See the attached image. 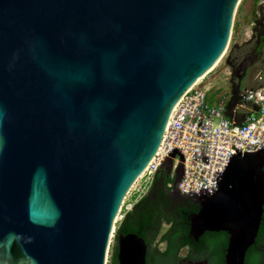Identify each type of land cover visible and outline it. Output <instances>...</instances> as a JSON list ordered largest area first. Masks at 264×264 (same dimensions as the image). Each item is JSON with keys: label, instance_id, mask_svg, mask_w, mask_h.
Wrapping results in <instances>:
<instances>
[{"label": "water", "instance_id": "water-1", "mask_svg": "<svg viewBox=\"0 0 264 264\" xmlns=\"http://www.w3.org/2000/svg\"><path fill=\"white\" fill-rule=\"evenodd\" d=\"M241 1L0 0V264H107L127 196L176 105L226 55ZM175 154L172 188L199 206L190 236L227 233L225 264H246L264 149H232L198 194L178 189L177 149L155 176ZM117 242L119 264H147L138 234Z\"/></svg>", "mask_w": 264, "mask_h": 264}, {"label": "built area", "instance_id": "built-area-1", "mask_svg": "<svg viewBox=\"0 0 264 264\" xmlns=\"http://www.w3.org/2000/svg\"><path fill=\"white\" fill-rule=\"evenodd\" d=\"M203 81L195 84L176 105L162 145L141 176L147 190L159 164L172 150H179L184 160L185 176L178 189L198 194L215 187L212 181L226 166L232 149L242 154L264 149V72L257 76V87L243 88L239 101L230 95L217 96L212 102V92ZM179 159L175 154L170 170L173 178ZM123 208L118 222L125 217L121 215ZM131 209L132 205L128 207Z\"/></svg>", "mask_w": 264, "mask_h": 264}, {"label": "trees", "instance_id": "trees-1", "mask_svg": "<svg viewBox=\"0 0 264 264\" xmlns=\"http://www.w3.org/2000/svg\"><path fill=\"white\" fill-rule=\"evenodd\" d=\"M258 32L252 41L240 46L235 41L226 57V64L231 68L232 78L231 94L235 101H239V94L244 88L247 76L253 67L261 62L264 64V22H257ZM234 36L239 31V23L234 24ZM218 95L212 93L210 97L213 102ZM175 178L167 168H162L149 189L150 193L138 201L132 210L126 213L124 219L117 223L118 235L135 233L142 237L148 247L155 252L153 259L148 264H178L180 251L185 245H190L192 251L202 252L210 260V264H225L226 250L229 236L227 233L207 232L197 242L190 236V216L199 211L195 199L177 193L170 187L175 183ZM154 192H159V199L169 198L174 204V209L170 210V218L160 208L156 214L152 208L155 207ZM179 197L178 203L175 199ZM170 207V206H169ZM172 207V204H171ZM172 222L170 229H164V221ZM167 241L168 246L165 251L157 253L156 241ZM207 251V252H206ZM110 264H119L116 248L114 246ZM246 264H264V225L261 226L256 244L250 248L246 258Z\"/></svg>", "mask_w": 264, "mask_h": 264}, {"label": "rangeland", "instance_id": "rangeland-1", "mask_svg": "<svg viewBox=\"0 0 264 264\" xmlns=\"http://www.w3.org/2000/svg\"><path fill=\"white\" fill-rule=\"evenodd\" d=\"M239 23V31L234 36V31L232 39L230 42L229 49L224 56V58L218 63V65L204 78L203 83L207 90H210L212 93H216L219 98L229 97L231 94V84L230 80L232 78L231 68L227 66L225 60L229 53V50L233 43L236 41L240 46L250 42L255 38V32L259 29L257 27V22H264V0H242L241 4L238 7L235 23ZM264 72V64L259 62L253 69L250 71L249 75L244 84V88H255L258 85L257 76ZM145 178L140 177L139 180L135 183L131 192L125 200V206L123 208L122 216L126 215L129 212L128 207L134 205L144 196L148 190L144 188ZM131 209V210H132ZM121 222V221H119ZM117 225V224H116ZM116 236V232H115ZM115 237H113L107 264H110L111 255L113 253V248L115 246Z\"/></svg>", "mask_w": 264, "mask_h": 264}, {"label": "flooded vegetation", "instance_id": "flooded-vegetation-1", "mask_svg": "<svg viewBox=\"0 0 264 264\" xmlns=\"http://www.w3.org/2000/svg\"><path fill=\"white\" fill-rule=\"evenodd\" d=\"M149 193H150V191L148 190V192L145 195H148ZM158 194H159V192H154L153 193V196H154L156 201H154L155 202V207L152 208V209L154 210V212L156 214V217H157L156 211H159L160 208L161 209L163 208L162 210L164 211V213L168 216V218H170V215H169L170 214V210L169 209L173 210L174 209L173 208L174 204L169 201V198H163V199L160 200L159 197H158ZM144 196H142L141 199ZM178 200H179V197H177L175 199V201H174L175 204L178 203ZM171 204H172V207H171ZM197 206H198V204H197ZM198 208H199V206H198ZM172 225H173V223L172 222H168L167 219L164 221V229L165 230L170 229L172 227ZM263 225H264V219H263V222H262L261 226H263ZM115 243H116L115 244V248H116L117 257H118V248H117L118 242H117L116 239H115ZM155 245H156L157 253H160V252L165 251L167 249L168 242L167 241L158 240V241H156ZM154 256H155L154 250H152V249H150L148 247L147 264H148L149 260L154 258ZM179 256H180V259L178 261V264H210V260L206 257L205 253L203 254L202 252L192 251L190 245H185L184 247H182Z\"/></svg>", "mask_w": 264, "mask_h": 264}, {"label": "bare ground", "instance_id": "bare-ground-1", "mask_svg": "<svg viewBox=\"0 0 264 264\" xmlns=\"http://www.w3.org/2000/svg\"><path fill=\"white\" fill-rule=\"evenodd\" d=\"M145 173V172H144Z\"/></svg>", "mask_w": 264, "mask_h": 264}]
</instances>
